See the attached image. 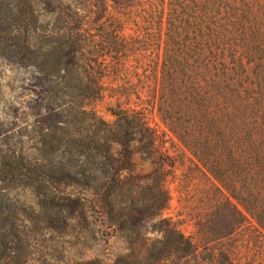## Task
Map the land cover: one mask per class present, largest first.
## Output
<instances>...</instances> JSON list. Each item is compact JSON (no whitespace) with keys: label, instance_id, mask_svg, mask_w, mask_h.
Wrapping results in <instances>:
<instances>
[{"label":"trees","instance_id":"1","mask_svg":"<svg viewBox=\"0 0 264 264\" xmlns=\"http://www.w3.org/2000/svg\"><path fill=\"white\" fill-rule=\"evenodd\" d=\"M88 1L0 0V58L34 68L49 82L50 100L37 153L0 149V173L9 182L31 185L42 198L52 197L57 209L99 210L128 240L130 256L119 264L141 251L144 264L193 256L195 242L163 217L171 200L167 159L146 113L118 101L109 108L114 120H107L95 108L107 91L108 65H115L118 78L123 65L147 60L155 65L153 109L222 186L214 183L226 205L214 200V218L199 221L204 244L232 235L250 221L247 215L264 229V66L252 83L244 65L246 48L262 28L257 17L240 0H113L115 31L102 37L97 24L108 8L102 16L96 12L88 28V13L98 8ZM129 17L145 23L144 36L126 33ZM140 161L151 166L145 180ZM156 220L152 234L158 237L147 233L141 239ZM11 237L0 235V253Z\"/></svg>","mask_w":264,"mask_h":264},{"label":"rangeland","instance_id":"2","mask_svg":"<svg viewBox=\"0 0 264 264\" xmlns=\"http://www.w3.org/2000/svg\"><path fill=\"white\" fill-rule=\"evenodd\" d=\"M95 1L98 8L88 13L87 26L92 28L98 16L96 12L100 15L103 7H107L108 13L97 24V27L101 26L100 35L105 37L115 31V1L89 0L87 4L93 6ZM240 1L262 26L255 37L258 39L251 43L250 49L246 48L244 60L246 76L254 83L258 73L263 71L259 66H264V0ZM130 19L126 33L144 36L145 23ZM101 36L98 40H102ZM134 63L123 65V73L118 78L113 74L115 65H108L112 74L106 80L107 91L95 108L107 120H114L109 108L115 107L118 101L122 104L128 102L132 109L143 110L157 131L158 146L167 159L166 185L171 199L163 217L172 220L196 244L193 256L169 264H264V229L235 200L250 221L243 223L232 235L204 244L199 221L204 217L208 221L214 218V200L226 205L218 198L220 193L214 183L222 186L206 169L195 163V157L153 109L151 102L155 86L150 70L155 65H148L147 60L143 65ZM48 88L49 82L43 80L34 68H22L0 58V149H14L17 154L21 149L37 153L40 146L37 132L50 104ZM138 171L145 180L151 171L150 163L140 161ZM41 203L47 208L41 209ZM0 206V235L13 234L9 240L12 243L8 242L9 248L0 253V264H13L15 259L22 264H119L120 258L130 256L128 240L117 233L115 225L101 218L99 210L86 206L70 212L58 210L52 197L42 198L31 185L9 182L1 173ZM57 211L58 215L53 216ZM158 224L159 220L149 222L142 230L141 239L147 233L158 237L152 234ZM218 228L223 233L228 230L222 221ZM144 258L145 252L141 251L137 257H129V264H144Z\"/></svg>","mask_w":264,"mask_h":264}]
</instances>
